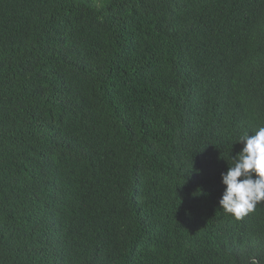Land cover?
Masks as SVG:
<instances>
[{
  "label": "trees",
  "instance_id": "obj_1",
  "mask_svg": "<svg viewBox=\"0 0 264 264\" xmlns=\"http://www.w3.org/2000/svg\"><path fill=\"white\" fill-rule=\"evenodd\" d=\"M259 127L264 0H0V264H264Z\"/></svg>",
  "mask_w": 264,
  "mask_h": 264
},
{
  "label": "clouds",
  "instance_id": "obj_2",
  "mask_svg": "<svg viewBox=\"0 0 264 264\" xmlns=\"http://www.w3.org/2000/svg\"><path fill=\"white\" fill-rule=\"evenodd\" d=\"M237 142L241 150L232 157V166L221 173L224 190L219 206L239 219L264 203V127L241 135Z\"/></svg>",
  "mask_w": 264,
  "mask_h": 264
}]
</instances>
